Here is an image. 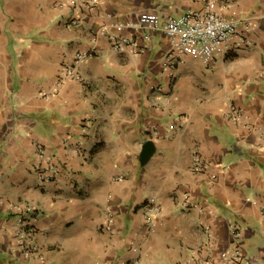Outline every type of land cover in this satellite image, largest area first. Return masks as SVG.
<instances>
[{"label":"crops","instance_id":"crops-1","mask_svg":"<svg viewBox=\"0 0 264 264\" xmlns=\"http://www.w3.org/2000/svg\"><path fill=\"white\" fill-rule=\"evenodd\" d=\"M206 8L239 19L247 41L207 57L173 50L162 30L148 40L126 29L139 52L98 33ZM81 51L86 79L60 82ZM37 142L58 166L49 182L34 167ZM196 152L216 179L193 170ZM151 201L163 212L149 227ZM29 206L39 253L27 258L15 231ZM234 240L264 264V0H99L94 12L0 0V264H221Z\"/></svg>","mask_w":264,"mask_h":264},{"label":"built area","instance_id":"built-area-1","mask_svg":"<svg viewBox=\"0 0 264 264\" xmlns=\"http://www.w3.org/2000/svg\"><path fill=\"white\" fill-rule=\"evenodd\" d=\"M98 1L70 0V4L79 8L80 11L87 9L89 12H94ZM79 19L82 18L72 19L70 24L76 25ZM239 24L240 20L237 18H228L218 10L206 8L204 10L191 9L180 15H170L165 19L155 13H146L143 14L138 22L115 21L113 23H104L99 28L98 33L108 35L115 50L125 51L131 47L134 52H139L141 48L138 39L134 34H124L123 32L126 29L148 30L142 33L144 38L148 40L152 38L151 31L162 30L169 36L173 50L180 52L187 50L199 51L207 57H212L214 53L220 52L224 47L230 46L231 43L241 45L247 41L239 31ZM88 55H90L89 52H78L74 60L65 65L60 82L67 79L84 81L86 78L81 70V63ZM173 66L174 62L172 60L166 64V69L171 74H173ZM233 112L239 113V108L233 106ZM35 146L37 161L34 167L39 179L42 182L54 180L58 173V166L55 164L54 156L49 154L46 147L40 142H37ZM192 167L194 171L208 173L212 180L218 177V172L215 171L213 163L198 152L193 156ZM187 200H189L188 196ZM26 210V214H20L16 218L15 245L22 250L25 257L29 258L34 253L39 252L38 245L31 235L34 229L31 224L36 212L31 206L27 207ZM144 210L149 227L155 224L157 218L163 212L162 206L155 201L148 202L144 206ZM114 224L112 213L109 212V217L105 224L106 228L113 230ZM231 229L234 239L238 238L240 236L239 226L234 223L231 225ZM235 241L237 243H234L232 248L222 252L223 263L229 264L233 261L240 262L241 260L245 264L250 263V258L244 257L241 246H236L238 241ZM40 258L44 259V256L41 255ZM102 264H108V262L104 261Z\"/></svg>","mask_w":264,"mask_h":264},{"label":"water","instance_id":"water-1","mask_svg":"<svg viewBox=\"0 0 264 264\" xmlns=\"http://www.w3.org/2000/svg\"><path fill=\"white\" fill-rule=\"evenodd\" d=\"M153 151V144L150 141H147L143 144V158H147Z\"/></svg>","mask_w":264,"mask_h":264}]
</instances>
